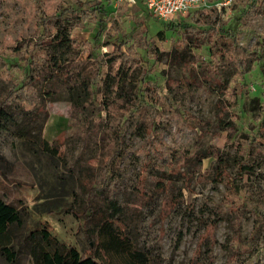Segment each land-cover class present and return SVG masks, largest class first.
Returning <instances> with one entry per match:
<instances>
[{
    "label": "rangeland",
    "instance_id": "1",
    "mask_svg": "<svg viewBox=\"0 0 264 264\" xmlns=\"http://www.w3.org/2000/svg\"><path fill=\"white\" fill-rule=\"evenodd\" d=\"M252 2L211 0L209 7L165 21L152 15L143 0H0V53L15 42L31 40L30 52L37 60L45 54L41 16L48 17L49 29H53L58 16L75 23L82 9L98 7L96 16L78 21L72 35L79 40L98 35L101 43L117 39L136 45L141 70L148 72L160 100L154 108H146L144 117L137 113L134 121L145 117L157 121L165 142L187 154L174 159V165L159 156L157 166L146 174L152 196L138 203L140 149L149 134L140 137L133 134V126L127 129L130 151L116 168L118 177L107 184V166L93 158L95 142L74 136L79 126L88 136L94 117L105 111H99L96 104L79 113L65 88L41 110V98L32 99L17 123L0 120V197L16 205L22 218L10 231L15 260L9 262L0 250V264H34L28 236L45 226L66 244L93 254L98 228L84 212L91 203L101 202L104 190H111L122 216L128 213L130 224L125 232L152 264H264V154L259 153L243 192L226 204L215 226L207 222L225 204L228 187L212 180L214 157L204 158L199 165L194 156L215 144L230 153V171L234 172L241 136H262L258 139L264 143V50L261 57L249 61L244 73L228 59L233 35L250 48L264 40V11L250 10ZM260 2L255 0L256 5ZM226 28L233 34L221 30ZM211 47L220 49L218 58ZM108 48L103 46V50ZM203 60L213 62V67L202 64ZM0 71L2 98L9 77L22 80L24 75L4 63ZM222 82L228 85L226 90ZM227 99L231 104L226 112ZM25 113L31 121H21ZM229 120L235 125L232 141L227 140L229 130L223 128ZM199 121L214 123L212 131ZM104 128L101 123L99 133ZM41 137L62 144L64 154L44 150ZM160 147L168 151L167 145ZM84 165L87 172L83 170L82 175ZM163 171L166 187L161 189L158 180ZM173 195L182 199L174 202ZM119 225L116 219L115 226ZM103 264L130 263L126 259L104 260Z\"/></svg>",
    "mask_w": 264,
    "mask_h": 264
},
{
    "label": "trees",
    "instance_id": "2",
    "mask_svg": "<svg viewBox=\"0 0 264 264\" xmlns=\"http://www.w3.org/2000/svg\"><path fill=\"white\" fill-rule=\"evenodd\" d=\"M254 9L264 11V0H261L259 5H256L254 0L250 10ZM98 11H100L98 7L91 10L82 9L79 15H76L75 23L66 22L58 16L51 30L48 17L41 16L43 37H40V40H43L42 47L45 52L42 60H37L31 54V40L23 39L21 42H15L9 50L5 49L0 53V63L6 64L10 69L20 70L24 75L22 80L18 77L13 78V75L12 78L9 77L10 80L0 98V120L17 123L21 112L29 110L32 99L41 98V110L45 108L47 101L59 94L62 88L68 91L79 113H84L89 107L94 108L98 104V110L105 111V115L94 117L88 136L82 132L80 126L74 136L79 139H92L95 142L97 153L93 158L104 161L107 166L106 182L111 184L119 174L116 168L130 151L125 140L127 129L133 126V134L140 137L149 134L145 147L140 149L143 159L136 185L138 203H144V200H147L146 195L152 196L146 186V174L151 166H157L158 157L161 156L166 163L174 165V159L186 158L187 154L185 151L178 152L175 147L165 142L157 121H147V117L134 121L137 113H141L144 117L146 108L150 110L160 100L148 72L141 70L139 63L141 54L136 45L126 44V41L117 39L101 43L98 35L93 39L85 40H79L72 35V29L78 25L80 19H88L91 14L96 16ZM221 30L233 34L229 28ZM103 46H109V48L103 50ZM211 50L212 54L218 58L220 49L211 47ZM262 50H264V40L256 47L250 48L233 35L228 59L234 62L238 71L241 70L244 73L245 66L251 59L261 57ZM222 55L225 56V54ZM202 64L213 67V62L203 60ZM2 79L0 71V83ZM220 86L225 90L228 87L225 82L220 83ZM230 104L231 100L227 99L226 105H223L226 107V112ZM21 121H31V119L25 113ZM199 122L204 129L212 131L214 123ZM101 123H104L105 128L99 133ZM223 128L229 130L227 140L232 141L234 135L232 130L235 128L233 120L225 122ZM22 132L24 131L18 134L25 136ZM260 137L262 136L250 138L248 135H243L239 138L234 155V172L230 171V153L223 151L215 144L211 143L205 150L194 155L199 165L204 158L214 157L216 163L213 166L212 180L224 182L228 187L225 204L218 206L215 214L207 222V226L217 225L223 218L226 204L235 202L236 197L243 192L247 176L255 171L259 153L264 154V143L262 138L258 139ZM39 143L48 152L58 156L64 154L60 147L62 144L51 143L45 137H41ZM161 145H167L168 151L160 147ZM83 170L87 172L86 165L82 168V175ZM81 185L86 190L85 183L81 181ZM158 185L161 189L166 187L165 171L161 173ZM176 198L173 195L172 200L178 202L182 196ZM84 213L98 228L96 249H93V254H86L74 245L66 244L45 226L31 231L28 236L33 263L103 264L104 260L111 263L113 260L126 259L130 264L154 263L134 248L125 232L130 224V218L126 217L127 212L122 216L121 206L111 190H104L101 194V202L91 203ZM116 215H118L116 219L120 223L119 227L115 226ZM21 223L22 218L18 207L0 197V250L9 262H14L16 257V252L11 246L10 231L14 224Z\"/></svg>",
    "mask_w": 264,
    "mask_h": 264
},
{
    "label": "built area",
    "instance_id": "3",
    "mask_svg": "<svg viewBox=\"0 0 264 264\" xmlns=\"http://www.w3.org/2000/svg\"><path fill=\"white\" fill-rule=\"evenodd\" d=\"M135 3L137 0H126ZM148 11L159 19L172 21L199 9L211 6V0H143Z\"/></svg>",
    "mask_w": 264,
    "mask_h": 264
}]
</instances>
